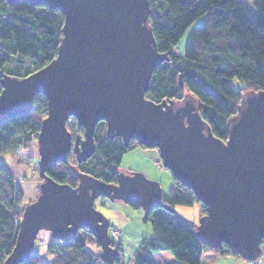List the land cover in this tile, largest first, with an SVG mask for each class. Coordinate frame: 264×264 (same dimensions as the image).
<instances>
[{"label": "water", "instance_id": "obj_1", "mask_svg": "<svg viewBox=\"0 0 264 264\" xmlns=\"http://www.w3.org/2000/svg\"><path fill=\"white\" fill-rule=\"evenodd\" d=\"M25 1L60 10L63 21L50 62L23 77L0 78V121L29 112L36 94L45 96L47 108L36 137L38 194L23 207L14 244L1 264L26 262L41 230L68 241L78 229L94 238L103 264H115L119 250L110 224L94 206L99 196L135 202L143 220L154 207L174 210L163 202L160 184L139 172H118L116 183H107L79 171L75 186L46 174L71 152L77 163L88 159L99 121L106 136L157 149L162 166L204 206L196 222L202 243H225L243 259H257L264 243V90L243 96L221 140L193 101L145 97L152 70L168 59L157 51L147 23L149 0ZM69 117L82 127L81 137L67 129Z\"/></svg>", "mask_w": 264, "mask_h": 264}, {"label": "trees", "instance_id": "obj_2", "mask_svg": "<svg viewBox=\"0 0 264 264\" xmlns=\"http://www.w3.org/2000/svg\"><path fill=\"white\" fill-rule=\"evenodd\" d=\"M252 4L254 15L240 0H149L147 23L157 51L166 53L168 59L152 70L145 97L155 102L191 97L212 134L225 141L228 121L237 113L243 96L264 90V0H252ZM200 16H204V23L192 31L183 54L174 52L184 31ZM62 21L58 9L25 0L13 4L0 0V78L3 73L23 77L50 62L57 53ZM233 77L243 82L238 90L230 84ZM46 112L45 96L36 94L29 112L0 121V154L15 153V147L36 141ZM94 143L95 150L85 161L77 163L69 153L46 174L71 186L76 185L79 171L116 183L123 153L135 146L144 147L136 140L125 145L119 136H106L104 121L95 126ZM172 180L168 196L162 195L163 202L172 208L192 204L193 192L173 176ZM24 196L12 172L0 164V264L14 244L18 221L27 204ZM129 204L138 207L135 202ZM147 220L151 235L138 241L131 264H155L148 254L164 250L174 256L175 264H200L205 252L241 257L225 243L217 247L202 243L196 234V222L183 218L175 209L154 207ZM89 240L96 243L87 231L77 232L68 241L49 235L46 252L52 260L41 263L32 249L29 259L20 264H98L100 258L88 257L84 250ZM120 259L117 256L115 264H120Z\"/></svg>", "mask_w": 264, "mask_h": 264}, {"label": "rangeland", "instance_id": "obj_3", "mask_svg": "<svg viewBox=\"0 0 264 264\" xmlns=\"http://www.w3.org/2000/svg\"><path fill=\"white\" fill-rule=\"evenodd\" d=\"M252 15H254V12ZM204 19V16H200L184 31L174 52L183 54L185 45L192 31L202 26ZM230 84L232 88L236 90L243 86V82L236 77L230 79ZM183 99L175 103H182ZM186 99L193 101L191 97H186ZM75 128L76 131H79L81 134L83 133L82 127L76 124ZM15 150L17 151L15 153L9 151L1 153L0 164L5 165L12 172L15 180L20 184L25 195L23 202L26 204L36 198L38 194V184L39 181H41L37 168V141L33 140L29 142L26 147L17 146ZM118 172L124 174L142 173L146 178L160 184L161 194L163 196H168L173 181L169 170L162 166L156 148L135 146L127 150L122 155L118 166ZM94 206L107 218L110 224L108 232L113 240V246H116L119 250L120 254L118 257L121 258L119 263L131 264L133 250L136 248L140 238H147L151 235V224L148 220H143L142 208L139 206H131L129 203L120 199L111 201L101 196L94 199ZM174 209L183 218L195 222L198 221L200 214H202V207L196 200L192 204H176ZM82 231H84V229ZM82 231L80 232L82 233ZM123 234H125L126 237H124L121 243L120 238ZM49 235L48 231L41 230L33 246V251L39 255L41 263L49 262L53 258L51 254L46 252V241ZM261 249L262 253L257 259L263 261L264 243H262ZM84 250L88 257L99 260L98 253L100 247L95 242L89 240ZM203 254L208 255L211 253L205 252ZM148 256L153 258L155 264H171L172 262L170 260L174 259V256L166 250L153 252L148 254ZM122 257L125 259H122ZM210 262L209 257L206 256L204 262L201 264H210ZM100 263L102 262L98 264ZM253 263L254 262H251L250 264Z\"/></svg>", "mask_w": 264, "mask_h": 264}, {"label": "crops", "instance_id": "obj_4", "mask_svg": "<svg viewBox=\"0 0 264 264\" xmlns=\"http://www.w3.org/2000/svg\"><path fill=\"white\" fill-rule=\"evenodd\" d=\"M240 1L243 4V6L246 8V10L252 15L254 12L252 0H240ZM124 237H126L125 234H123L122 237L120 238L121 243H122V240H124ZM209 253H211V252H209ZM206 256L209 257V259L211 261L210 264H250L252 262V261L245 260L242 257H235V256H230V255L222 256V255H219L216 253H211L208 255L202 254L201 259H200V264L202 262H204V259ZM151 259L153 261V258H151ZM170 261L172 262L171 264H175V259H172ZM256 264H264V260L261 261L260 259H257Z\"/></svg>", "mask_w": 264, "mask_h": 264}, {"label": "built area", "instance_id": "obj_5", "mask_svg": "<svg viewBox=\"0 0 264 264\" xmlns=\"http://www.w3.org/2000/svg\"><path fill=\"white\" fill-rule=\"evenodd\" d=\"M66 126H67V129H68V126L70 129H68L73 135H77V136H82V134L79 132V131H76V122H75V119L74 117H69L67 122H66ZM74 126V127H72ZM255 264V263H254Z\"/></svg>", "mask_w": 264, "mask_h": 264}, {"label": "flooded vegetation", "instance_id": "obj_6", "mask_svg": "<svg viewBox=\"0 0 264 264\" xmlns=\"http://www.w3.org/2000/svg\"><path fill=\"white\" fill-rule=\"evenodd\" d=\"M72 154H73V152H71ZM77 183V182H76ZM83 229H78V231L77 232H80V231H82ZM86 230L84 229V232H85ZM76 232V233H77Z\"/></svg>", "mask_w": 264, "mask_h": 264}]
</instances>
